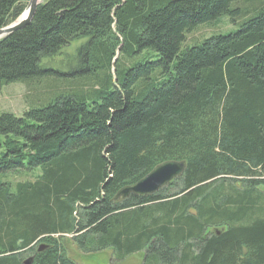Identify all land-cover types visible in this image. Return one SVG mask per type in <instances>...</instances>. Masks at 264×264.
Listing matches in <instances>:
<instances>
[{
    "label": "trees",
    "instance_id": "obj_1",
    "mask_svg": "<svg viewBox=\"0 0 264 264\" xmlns=\"http://www.w3.org/2000/svg\"><path fill=\"white\" fill-rule=\"evenodd\" d=\"M27 1L0 0V28ZM221 15L239 28L181 49ZM80 38L88 95L64 89L80 86L78 71L47 81L58 72L41 66ZM132 48L157 58L118 71ZM13 82L60 91L21 116L0 110V264H22L41 242L32 264H77L65 235L82 252H142V264H264V0H43L0 39V88ZM165 160L186 169L113 201Z\"/></svg>",
    "mask_w": 264,
    "mask_h": 264
},
{
    "label": "rangeland",
    "instance_id": "obj_2",
    "mask_svg": "<svg viewBox=\"0 0 264 264\" xmlns=\"http://www.w3.org/2000/svg\"><path fill=\"white\" fill-rule=\"evenodd\" d=\"M241 22V19H237V21L233 23L229 20L227 15H221L216 19L208 22L209 24L207 23L200 25L193 31L187 33L181 49L194 44H199L203 41V39L211 35H226L235 32L239 28ZM86 40L87 38H80L72 41L70 44L62 48L55 56L43 58L41 60L42 67L52 69L53 71L59 73L51 74L49 77H46L44 79H46L47 81L66 80L68 78H71V76H68L66 74L71 72V70H76V72L78 71V73L75 74L74 79L77 80L80 86L70 87L67 83H64V89H69L71 91H75V89H81L85 92L86 95H88L90 93L91 83H85V80L81 79L83 76V72H80L81 65L78 59V49ZM132 51H135V48H132L129 52L122 55L123 57L121 58V61L119 60L117 63L118 65L116 66L118 71L120 67L127 68L133 66L134 64L142 62L147 57H149V59L151 60H155L157 58L155 57V53L151 50H143L139 53H131ZM114 60L116 61V57L114 58ZM114 60L112 61L110 68V73L113 79H115V64L113 63ZM79 79H81V81ZM47 83L39 82L36 85L34 84V87H32L31 89H29L27 86H25L24 83L21 82H13L3 85L0 88V110L11 112L16 116H21L23 111L29 108L39 107L40 105L51 99L56 92L60 91L57 90L55 93H52V90L48 88ZM30 172L31 173L27 174H10L8 175L7 181L15 183L20 180H32L35 178L37 170ZM177 190V186H171L168 189L164 190L163 194L171 195ZM71 237V235H65V237H62L64 239V242H61L66 249L67 256L77 264H142V252L131 254L123 259L115 258L112 248H107L105 250L97 252H82L71 240ZM33 247L35 248L36 244H34ZM27 254H30L29 249H27V252L23 255V258H25Z\"/></svg>",
    "mask_w": 264,
    "mask_h": 264
},
{
    "label": "water",
    "instance_id": "obj_3",
    "mask_svg": "<svg viewBox=\"0 0 264 264\" xmlns=\"http://www.w3.org/2000/svg\"><path fill=\"white\" fill-rule=\"evenodd\" d=\"M42 1L28 0L23 12L10 24L0 28V39L9 35L13 31L20 29L31 21L34 12ZM186 160H165L155 165L148 173L132 184L121 187L113 196V201L121 200L129 195L148 196L154 194L164 186L179 178L186 169ZM258 189L264 192V186L259 185ZM225 230L224 226L211 227L209 232L220 235ZM49 247L41 242L34 250L37 254ZM34 254L26 257L22 264H32Z\"/></svg>",
    "mask_w": 264,
    "mask_h": 264
},
{
    "label": "bare ground",
    "instance_id": "obj_4",
    "mask_svg": "<svg viewBox=\"0 0 264 264\" xmlns=\"http://www.w3.org/2000/svg\"><path fill=\"white\" fill-rule=\"evenodd\" d=\"M38 1H42V0H38Z\"/></svg>",
    "mask_w": 264,
    "mask_h": 264
}]
</instances>
